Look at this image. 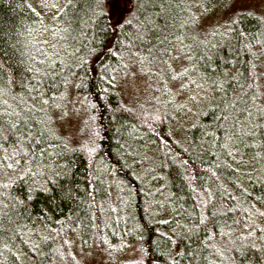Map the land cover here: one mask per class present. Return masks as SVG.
Masks as SVG:
<instances>
[{
    "label": "trees",
    "instance_id": "16d2710c",
    "mask_svg": "<svg viewBox=\"0 0 264 264\" xmlns=\"http://www.w3.org/2000/svg\"><path fill=\"white\" fill-rule=\"evenodd\" d=\"M48 1L0 0V264H264L260 13L194 42L197 110L168 71L185 0H61L49 29Z\"/></svg>",
    "mask_w": 264,
    "mask_h": 264
},
{
    "label": "rangeland",
    "instance_id": "374dc122",
    "mask_svg": "<svg viewBox=\"0 0 264 264\" xmlns=\"http://www.w3.org/2000/svg\"><path fill=\"white\" fill-rule=\"evenodd\" d=\"M61 0L55 2L48 1L44 4L47 12L45 15L46 24L48 29L53 27L52 25H58L55 19V11H57L61 5ZM188 3L189 16H196L194 31L192 32L188 28L179 30L177 44L174 46L173 56L169 60V76L172 77L174 81V91L180 94V102L185 103L187 107L200 110L206 104L212 102V97L205 92L207 89V82L202 84L200 88L196 89L194 83L200 81L194 71V66L192 63V55L190 53L194 50V42L198 39H203L207 36L209 32L215 31V33H225L229 12L232 7L231 1H234L236 6L240 5H253L260 16L264 19V0H185ZM122 6L126 8L128 6L127 2H122L119 0L117 2V7ZM196 13V14H195ZM200 15V16H198ZM199 18V19H198ZM190 22V21H189ZM191 26V25H190ZM181 31V32H180ZM54 33V31H51ZM127 83L124 85L126 87L125 95L132 97L136 91L139 93L138 87L147 83L144 75H139L138 73L128 79ZM75 119L74 117H69ZM254 235V234H253ZM92 259L100 260L101 254L95 253ZM128 254L132 255L133 252L126 251L124 256ZM114 258H117L115 253L112 254ZM113 258V259H114ZM101 261V260H100ZM107 264H116L117 262H111L108 260Z\"/></svg>",
    "mask_w": 264,
    "mask_h": 264
}]
</instances>
